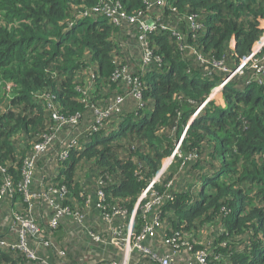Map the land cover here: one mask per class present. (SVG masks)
Instances as JSON below:
<instances>
[{
  "label": "trees",
  "instance_id": "obj_1",
  "mask_svg": "<svg viewBox=\"0 0 264 264\" xmlns=\"http://www.w3.org/2000/svg\"><path fill=\"white\" fill-rule=\"evenodd\" d=\"M148 1L0 0V188L2 169L18 182L26 153L58 130L57 145L77 144L54 181L82 205V187L102 180L106 203L131 214L181 142V156L155 184L174 197L161 205L170 228L197 236L213 226L208 264H264V45L253 55L264 35V0H168L151 9ZM114 3L154 23L146 65L124 57L131 46L141 49L142 30L138 22L114 23L105 11ZM123 67L132 82L115 77ZM54 112L77 123L61 128ZM42 181L51 179L42 173ZM34 212L69 251L66 221L51 231L43 198ZM0 264L36 263L0 248Z\"/></svg>",
  "mask_w": 264,
  "mask_h": 264
},
{
  "label": "built area",
  "instance_id": "obj_2",
  "mask_svg": "<svg viewBox=\"0 0 264 264\" xmlns=\"http://www.w3.org/2000/svg\"><path fill=\"white\" fill-rule=\"evenodd\" d=\"M167 1L153 0L146 3L151 9L155 5L163 6ZM94 9L101 13L104 12L101 6ZM105 11L117 25H123L126 22L140 24L142 32L139 40L145 48L143 65H146L153 56L146 42V34L155 28L154 23H150L141 12L133 15L127 14L121 10L119 4L115 3L113 7ZM257 52L253 49V55ZM247 61L248 59L243 60L244 63ZM256 61L257 59L254 60ZM236 71L242 73L241 67H238ZM115 77L132 82V77L127 73L126 67L118 71ZM135 95L137 98L141 96L138 91ZM122 102L123 98H119L114 107ZM103 115V112L100 113L97 124H101ZM54 117L59 120L61 128L77 123L76 117L65 118L56 112H54ZM57 131L44 135L43 139L33 144L26 153L21 169V179L18 182L2 169L4 175L0 188V206L8 204L11 209L10 214L4 216L2 227L5 232H0L9 234V237H0V248L22 252L29 263L69 264V251L56 246L45 227L36 221L34 212L36 200L43 198L52 210L48 220L49 229L55 231L60 223L66 220L75 224L76 228H79L78 234L87 240L85 242L103 248H115V257L109 261V264H208V251L206 248L198 247L200 241H196V236L181 230L173 231L170 228L162 215L161 205L166 197L169 199L174 197L155 186L162 180V176L175 156L177 154L181 156L179 150L181 142L177 145L173 155L167 158V162L164 161L163 167L141 192L133 211L129 214L126 209L106 203V194L100 186L103 183L102 180L96 178L95 186L82 187L79 195L80 199L84 200L82 205L78 198L70 195V190L66 185L54 181L57 168L69 159L72 148L77 144V138L63 140L58 145L52 164V169L54 168L56 172L46 175L52 182L40 180L34 186L39 162L49 154L54 144H57L55 142L58 138ZM173 179L168 180L167 188L172 186ZM86 180L81 179L80 181L85 182ZM66 200L69 203H65ZM22 206H24L23 211H20ZM139 216L142 217V225L138 229L137 218ZM13 234H16V239ZM41 248L45 251H54V257L58 262L52 261L48 255H40Z\"/></svg>",
  "mask_w": 264,
  "mask_h": 264
},
{
  "label": "rangeland",
  "instance_id": "obj_3",
  "mask_svg": "<svg viewBox=\"0 0 264 264\" xmlns=\"http://www.w3.org/2000/svg\"><path fill=\"white\" fill-rule=\"evenodd\" d=\"M90 21L93 22V19H91ZM264 24V22H263ZM262 24V25H263ZM135 26V25H134ZM124 30L126 31H122V38L125 39V43L128 44L129 38H125V34L128 35V33H130L129 27L124 26L123 27ZM134 43H132L131 41L129 42V45H133ZM264 45V35L263 37L254 45L253 49L254 51H259L261 49V47ZM145 52V48L143 46H141V49L139 47L138 52L134 50V48L131 46L130 49L125 50V54L124 57L128 58V60L130 61H134V62H140V58L143 59V55ZM63 132H69V131H63ZM58 145L54 144L53 148L50 150L49 154L43 158V160L41 161V166L39 168H37V174H36V181L37 180H42V173H44L45 175L48 174H54L56 172V170L53 168L52 169V164H53V160H54V156L58 150ZM168 161V159H166V162ZM40 165V164H39ZM88 166H84L80 169L79 172V179L83 180V179H87L88 175L86 174V168ZM10 205L8 204H2L0 206V232H5V229L2 227L3 224V220H4V216L9 215L10 214ZM7 226V224L5 225ZM6 228V227H5ZM215 231V228L213 226H208V230L206 232V230H204L203 232L197 231V236H196V241L198 240H204L205 241V247L204 248H208L210 247V245L212 244V242H214L213 238H214V234L213 232ZM200 245V244H198Z\"/></svg>",
  "mask_w": 264,
  "mask_h": 264
},
{
  "label": "crops",
  "instance_id": "obj_4",
  "mask_svg": "<svg viewBox=\"0 0 264 264\" xmlns=\"http://www.w3.org/2000/svg\"><path fill=\"white\" fill-rule=\"evenodd\" d=\"M263 24V23H262ZM264 27V24L262 25ZM91 221V220H90ZM67 225L64 228V235L72 248L69 249V264H109V261L115 257L116 250L113 247L103 248L96 244L91 245L85 241V238L80 236L77 231L79 228L66 220ZM68 231V233H66ZM58 235V234H57ZM80 238H82L80 240ZM82 246L83 249L79 248ZM52 261L58 262L54 256Z\"/></svg>",
  "mask_w": 264,
  "mask_h": 264
},
{
  "label": "clouds",
  "instance_id": "obj_5",
  "mask_svg": "<svg viewBox=\"0 0 264 264\" xmlns=\"http://www.w3.org/2000/svg\"><path fill=\"white\" fill-rule=\"evenodd\" d=\"M263 28V27H262Z\"/></svg>",
  "mask_w": 264,
  "mask_h": 264
}]
</instances>
